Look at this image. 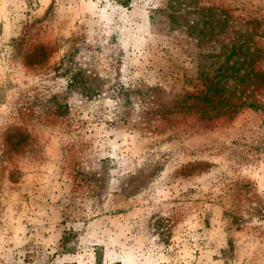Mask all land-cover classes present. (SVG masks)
Masks as SVG:
<instances>
[{
    "label": "rangeland",
    "instance_id": "rangeland-1",
    "mask_svg": "<svg viewBox=\"0 0 264 264\" xmlns=\"http://www.w3.org/2000/svg\"><path fill=\"white\" fill-rule=\"evenodd\" d=\"M0 264H264V0H0Z\"/></svg>",
    "mask_w": 264,
    "mask_h": 264
}]
</instances>
